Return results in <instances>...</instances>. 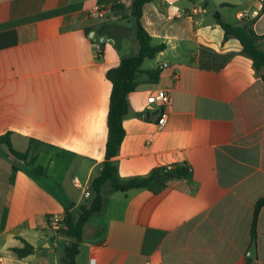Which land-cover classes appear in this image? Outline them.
<instances>
[{
  "label": "crops",
  "instance_id": "1",
  "mask_svg": "<svg viewBox=\"0 0 264 264\" xmlns=\"http://www.w3.org/2000/svg\"><path fill=\"white\" fill-rule=\"evenodd\" d=\"M210 4L235 8L232 20L217 12L223 22L254 18L255 32L264 34L256 0L144 5L142 26L165 49L141 63V70L160 74L155 81L138 74L114 160L124 178L174 163H186L190 175L156 191L107 194L83 226L76 264H264V204L251 237L264 196V84L239 40L205 16ZM130 5L0 0V136L9 133L13 149L29 152L19 159L0 142V264H60L67 239L47 230L46 218L84 202L73 179L90 184L105 159L112 89L105 72L128 56L118 41L123 35L139 49L134 21L128 30L106 20H132ZM94 6L111 12L87 16ZM92 27L107 40L93 41ZM258 42L264 50V38ZM155 89L166 90L170 103L150 107L146 99ZM23 240L34 251L18 258L12 248ZM252 241L256 256L248 258Z\"/></svg>",
  "mask_w": 264,
  "mask_h": 264
},
{
  "label": "trees",
  "instance_id": "2",
  "mask_svg": "<svg viewBox=\"0 0 264 264\" xmlns=\"http://www.w3.org/2000/svg\"><path fill=\"white\" fill-rule=\"evenodd\" d=\"M149 1L151 0H131L127 16L135 23V36L139 44L138 51L135 54L123 56L118 66L111 67L105 72V77L112 84L107 113L108 137L105 144V159L101 164L99 173L91 179L90 196L80 203L73 212L67 210L63 216V226L58 230V235L66 238L67 242L59 258L60 264H76L75 257L82 240L83 226L93 214L99 213L103 209L107 194L115 191L124 192L131 188H149L156 191L168 185L171 180L186 179L190 175V169L186 163H174L154 167L143 176L124 178L118 174L117 164L114 160L125 133L123 118L128 110L127 95L137 86L138 74H145L151 81L157 80L160 74L159 68L140 69L145 58H153L165 49L164 43L152 44L151 36L142 26L143 7ZM117 7L120 8L121 5L117 4ZM214 17L223 28L225 37L233 36L239 40L243 53L252 59L254 68L260 74L264 84V50L260 48L258 42L264 38V34L255 32L253 28L255 19H243L240 23L231 24L223 22L217 12ZM0 142L6 143L17 158L28 159V150L22 152L11 147L9 133L1 135ZM33 160L34 157L31 158V161ZM263 204L264 196L255 205L251 227L252 238L255 237L256 214ZM33 251L34 247L25 240H23L22 247L12 248V252L18 258L27 256ZM249 260L247 258V261Z\"/></svg>",
  "mask_w": 264,
  "mask_h": 264
},
{
  "label": "built area",
  "instance_id": "3",
  "mask_svg": "<svg viewBox=\"0 0 264 264\" xmlns=\"http://www.w3.org/2000/svg\"><path fill=\"white\" fill-rule=\"evenodd\" d=\"M258 3V6L260 9L264 6V0H256ZM201 11V8L194 9V11ZM111 12V10L108 7L105 6H94L87 10L86 14L89 17H94L98 19H105L108 15V13ZM96 49L97 51L100 50L99 45L96 43ZM147 103L151 107L152 105L156 106H162L170 103V95L169 93L164 89H155L152 90L148 96H147ZM166 121L165 114H162L158 120L157 124L159 126L164 125ZM74 185L80 189L83 190V197L88 198L91 194L90 190V184H82L78 181L77 178L73 179ZM63 215L59 214H50L46 218L45 228L51 232H53L55 235H58V230L63 226ZM88 264H96L94 259H91Z\"/></svg>",
  "mask_w": 264,
  "mask_h": 264
},
{
  "label": "rangeland",
  "instance_id": "4",
  "mask_svg": "<svg viewBox=\"0 0 264 264\" xmlns=\"http://www.w3.org/2000/svg\"><path fill=\"white\" fill-rule=\"evenodd\" d=\"M235 11H236L235 8H233L231 5L214 7L213 4L212 5L210 4V6L208 5V9H207V12L205 13V16L208 19H211L214 17V14L216 12H218V13H221L225 18L231 19V18H233ZM132 21L133 20H130V19L128 20L125 18H120V19L109 18L106 20L108 26H111L113 24H117L121 27L127 28L128 30L130 28L131 23H133ZM118 41H121V47L126 52V54L132 55V54H135V52H137V51H135V50H138V49H135V41H136L135 39H131V38L123 35L120 39H118ZM93 217H96V216H93ZM64 245L65 244L62 243L60 250L61 249L63 250Z\"/></svg>",
  "mask_w": 264,
  "mask_h": 264
},
{
  "label": "water",
  "instance_id": "5",
  "mask_svg": "<svg viewBox=\"0 0 264 264\" xmlns=\"http://www.w3.org/2000/svg\"><path fill=\"white\" fill-rule=\"evenodd\" d=\"M89 36L93 41H106L107 40V36L106 35H99L97 32V29L95 27H92L89 30ZM256 256V247H255V242L252 241L247 253H246V257L248 258H255Z\"/></svg>",
  "mask_w": 264,
  "mask_h": 264
}]
</instances>
